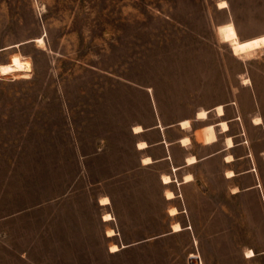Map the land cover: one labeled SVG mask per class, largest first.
<instances>
[{"label":"rangeland","instance_id":"374dc122","mask_svg":"<svg viewBox=\"0 0 264 264\" xmlns=\"http://www.w3.org/2000/svg\"><path fill=\"white\" fill-rule=\"evenodd\" d=\"M220 1L0 0V64L30 62L28 78L0 74V264H195L198 252L202 264H263L243 258L244 241L185 234L110 253L98 222L109 194L112 242L168 229L154 173H125L130 128L151 122L153 99L169 121L249 78L264 87V48L246 61L229 44L264 35V0Z\"/></svg>","mask_w":264,"mask_h":264},{"label":"crops","instance_id":"0c3cea01","mask_svg":"<svg viewBox=\"0 0 264 264\" xmlns=\"http://www.w3.org/2000/svg\"><path fill=\"white\" fill-rule=\"evenodd\" d=\"M240 84L242 87L239 86L229 100L195 108L175 120L165 121L155 99L152 100L151 122L135 124L142 127L140 132H133V126L130 128L132 150L137 160L135 167L125 173H154L168 229L150 237H137L139 241L126 245L112 242L117 240L121 228L113 226L114 217H117L113 197L104 194L101 197H107L109 203L100 204V197L96 204L103 211L98 222L102 225V238L108 243V252L111 244L118 246L115 251L118 252L144 241L185 234L192 245L197 246L204 239L244 241L239 245L245 260L256 261L264 257V87L253 86L250 78L248 84ZM218 105L223 109L221 115L216 111ZM201 109L207 112L204 119L197 117ZM257 117L259 123L253 120ZM185 120L190 122L188 127L181 125ZM220 122L227 124V130L221 129ZM208 125H213L216 137L204 142L200 131ZM185 137L188 141L184 144L182 139ZM228 138L232 141L231 146L226 143ZM140 142L146 146L138 148ZM39 143L45 145L46 140L40 136ZM31 144L29 140L28 145ZM76 149L79 155V147ZM97 150L91 156L96 155ZM227 156H231L230 161H226ZM189 157H194L195 161L189 163ZM144 158H149V162L143 163ZM227 171L232 172L230 177L225 176ZM163 176H168L170 182L165 183ZM186 176L190 179L185 180ZM167 191L173 197L167 198ZM223 197L230 199L231 204L220 202ZM170 208H175L177 213L170 215ZM105 213H109L112 219L103 220ZM173 223H179L182 229L173 232ZM209 225L216 226L215 236H208ZM108 229L114 231L113 236L106 235ZM248 249L254 252V256L245 257ZM192 255L197 256L202 264L199 252Z\"/></svg>","mask_w":264,"mask_h":264},{"label":"bare ground","instance_id":"6f19581e","mask_svg":"<svg viewBox=\"0 0 264 264\" xmlns=\"http://www.w3.org/2000/svg\"><path fill=\"white\" fill-rule=\"evenodd\" d=\"M225 6H226V2L223 1V0L218 3V8H224ZM37 41L40 43L43 40L38 38ZM229 44H230V48H231V51H232L233 55L241 57V58H243L245 60H248V59L252 58L253 54L257 50L264 48V35L256 36V37H253V38H250V39H246V40H242V41H239V40H236V39H232V40H230ZM29 73H30V62H29V60L26 57H23V56H21V58H19L15 63L0 64V74H13L16 78H17V76L20 77V78H28L29 77ZM216 111H217L218 115L223 114L222 106L218 105L216 107ZM206 116H207V112L205 110H203V109H201V110H199L197 112V117L198 118L204 119V118H206ZM253 120L256 123L260 122V118H258V117L253 119ZM189 123L190 122L185 120V121L181 122V125L183 127H188ZM220 127H221L222 130H227V128H228L227 124L225 122H222ZM140 131H142V127L140 125H136V126L133 127V132L136 133V132H140ZM200 136H201V138H202V140L204 142L213 141L215 139V137H216L213 125H208L205 128H203L200 131ZM187 141H188L187 137H185V139H182V143H184V144ZM226 143H227L228 146H231L232 145L231 139L228 138L226 140ZM145 146L146 145H145L144 142L138 143V148H143ZM225 159H226V161H230L231 160V156H227ZM187 161L189 163H192V162L195 161V159H194V157H189L187 159ZM148 162H149V158H144L143 159V163H148ZM231 175H232L231 171H227L226 174H225V176H227V177H230ZM162 179H163V181L165 183L170 182V178L168 176H163ZM187 179H190V176H186L185 180H187ZM166 197L167 198H171V197H173V194L171 192L167 191L166 192ZM108 203H109V199L107 197H102L100 199V204H108ZM168 213L170 215H174V214L177 213V211H176L175 208H170L168 210ZM110 219H111L110 214H108V213L104 214L103 220H110ZM180 229H181V227H180L179 223H173L172 224V230L173 231H179ZM106 235L107 236L114 235L113 230L112 229H108L107 232H106ZM115 250H117V246L115 244H112L110 246V251H115ZM253 255H254V253H253V251L251 249L246 251L245 256L247 258H250Z\"/></svg>","mask_w":264,"mask_h":264},{"label":"built area","instance_id":"2783aa9c","mask_svg":"<svg viewBox=\"0 0 264 264\" xmlns=\"http://www.w3.org/2000/svg\"><path fill=\"white\" fill-rule=\"evenodd\" d=\"M190 260H194L195 264H200L198 257H194V255H192V257H190Z\"/></svg>","mask_w":264,"mask_h":264}]
</instances>
